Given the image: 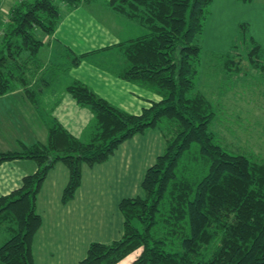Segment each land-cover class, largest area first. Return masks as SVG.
Masks as SVG:
<instances>
[{"label": "trees", "instance_id": "1", "mask_svg": "<svg viewBox=\"0 0 264 264\" xmlns=\"http://www.w3.org/2000/svg\"><path fill=\"white\" fill-rule=\"evenodd\" d=\"M212 1H109L114 12L145 31L120 44L126 47L127 66L119 76L161 99L133 114L76 81L67 91L95 114L91 140L82 141L51 119L46 143L0 152V164L30 159L39 167L0 197V227L13 232L0 247L2 264H35L33 239L43 222L37 199L56 163L69 169L62 194V203L68 204L82 185L83 163L106 162L121 144L151 128L162 130L166 147L145 174L146 196L122 199V238L91 243L79 264H117L137 251L132 264H264V157L252 160L221 145L210 129L216 111L204 94L196 93L201 36ZM62 3L75 8L81 0H20L11 8L0 35V96L23 88L36 101L34 93L42 88L33 92L28 84L45 64L38 34L55 33ZM237 38L222 54L228 71L234 70L232 53L247 44L255 68L262 69L264 48L249 34L247 23L240 25ZM85 56L76 57L73 65Z\"/></svg>", "mask_w": 264, "mask_h": 264}, {"label": "crops", "instance_id": "2", "mask_svg": "<svg viewBox=\"0 0 264 264\" xmlns=\"http://www.w3.org/2000/svg\"><path fill=\"white\" fill-rule=\"evenodd\" d=\"M109 1L81 0L75 8L60 4V23L54 34L44 37L39 57L52 66H60V60L65 59V74L69 83L65 87H41L35 102L23 88L1 95L0 147L5 150L0 151H21L25 145L46 143L51 119L82 141H87L84 132L91 126L89 123H94L95 131L89 135L91 140L96 132L95 115L90 107L79 105L67 91V87L76 81L84 83L114 106L133 114H139L154 101H160L161 97L154 91L119 76V71L127 66L126 47L120 44L145 31L137 21L114 12ZM255 1L239 3L243 4L242 7H248ZM12 5L8 8L4 24ZM106 20L117 22L118 30L107 31ZM242 21L251 25L248 20L242 18ZM81 55L86 56L74 66V59ZM95 57L110 58L112 66H103L94 60ZM159 130L161 133H149L145 138L136 136L127 140L105 163L93 166L84 164L82 185L68 204L62 203V194L69 181V169L62 162L54 165L37 199V211L43 222L33 239L35 264H79L87 256L91 243L110 244L122 238L124 218L119 203L124 198L137 197V183L133 187L131 181H137V175L143 170L146 173L161 155L157 154L156 160L150 164L154 156L148 154L150 148L146 147L148 150L145 153L142 144L156 138L158 150L163 149V144L166 147L164 133ZM147 156H151L149 161ZM141 162L144 164L140 167ZM38 168V164L30 159L0 164V197L19 188L24 176L35 173ZM109 197L115 205L106 210L101 199L108 200ZM1 229L11 232L12 237L9 226H1ZM10 238H3L0 233V240L7 239V242ZM5 242H0V247ZM139 254L137 251L135 256L129 255L117 264H132Z\"/></svg>", "mask_w": 264, "mask_h": 264}, {"label": "rangeland", "instance_id": "3", "mask_svg": "<svg viewBox=\"0 0 264 264\" xmlns=\"http://www.w3.org/2000/svg\"><path fill=\"white\" fill-rule=\"evenodd\" d=\"M18 1L20 0H4L3 3V0H0V35L4 31L7 22L4 24L8 8L12 4L14 6ZM239 2V0H214L211 3L201 36L203 48L198 63L199 75L196 80V92L204 94L216 111L210 129L215 133L218 142L234 153L244 154L252 160H258L259 157H264V61L259 62V67H263L262 69L255 68L257 63L253 62L249 57L250 44H247V47H240L232 53L235 64L232 68L234 70L228 71L225 66L226 56L220 55L230 51L235 40L238 39L240 25L245 23L242 18L248 20L251 24L247 23L250 27L249 34L259 40L264 46V1L257 0L248 7H242L243 4ZM117 24L113 20H106L105 25L109 28L106 30H118ZM38 35L42 40L46 36L43 32H39ZM114 35L117 36V33ZM41 54L44 56L43 52ZM94 60L108 67L112 66L113 62L108 57H100L99 59L95 57ZM60 61V66H52L43 61L45 64L41 74L38 76L34 74L30 78L32 81H27L33 92L39 91L41 87L45 88L51 85L65 87L69 83L68 76L65 74L66 61L65 59ZM42 78L43 81L41 80ZM38 94L39 92H36L34 96L36 97ZM42 105L44 109H47L44 104ZM90 109L92 110V108ZM89 124L91 126L84 132L85 136H87L85 137L87 140L85 142L90 140L91 137L89 135L95 131L94 123ZM152 129L161 133L159 128H151L147 132L136 136L145 138L149 133L156 134L157 132H152ZM157 142L158 139L152 138V140L149 139L142 144L144 152L147 153L146 150L148 149L146 147L150 148L148 154L154 156L150 164L156 160L157 154H162L165 150L164 144L162 145L163 149L158 150ZM0 149L5 150L1 147ZM156 150L158 151L156 152ZM151 156H147L146 159L149 161ZM84 164L86 163H83L82 166ZM143 164L141 162L140 167ZM103 174L105 176V173ZM145 174L143 170L137 175L138 180H133L130 183L133 187L137 183L135 187L138 190V193H136L137 197L144 198L146 196L142 187V180H144ZM101 204L103 206L106 205V210H110L115 205L111 203L110 197L108 200L102 198ZM0 231L3 238L11 237V232L4 229ZM4 240L6 241L7 239ZM5 241L0 240L1 243ZM130 255L135 256L136 252Z\"/></svg>", "mask_w": 264, "mask_h": 264}]
</instances>
